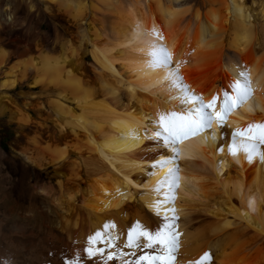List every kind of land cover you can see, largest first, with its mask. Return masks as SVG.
<instances>
[{"label": "bare ground", "instance_id": "bare-ground-1", "mask_svg": "<svg viewBox=\"0 0 264 264\" xmlns=\"http://www.w3.org/2000/svg\"><path fill=\"white\" fill-rule=\"evenodd\" d=\"M35 1L75 40L0 49V114L33 134L4 171L0 264H264V0ZM27 74L53 93L15 95Z\"/></svg>", "mask_w": 264, "mask_h": 264}, {"label": "rangeland", "instance_id": "rangeland-1", "mask_svg": "<svg viewBox=\"0 0 264 264\" xmlns=\"http://www.w3.org/2000/svg\"><path fill=\"white\" fill-rule=\"evenodd\" d=\"M29 1L31 3L33 2L32 4H34V9L32 8L31 10H29V6L27 5ZM254 1L255 0H245L247 7L256 9L257 11L258 8H255V5L256 7L260 8V6H262V0H256V2ZM258 4H260V6H257ZM188 6L193 7L190 8L191 14L194 12L196 7L200 10H202L203 8L200 5V0H188ZM41 8L42 7H39L35 0H0V49L5 51V65L10 66L23 60L27 56V54H23L22 51H24L25 53L31 52L32 54H34L37 48H41L54 54L56 50L59 51L60 45L64 43V45H66L67 47V45H71L75 40V30L65 18L63 11H61L57 7L51 8L50 10ZM4 9L7 11L9 9V13L11 14L10 18L3 14L1 15ZM186 15L188 16L189 13ZM103 18L105 22H107V24L112 23V21L115 19L114 16H111L109 14L104 15ZM187 18L189 19L191 18V16L189 15ZM256 38H258V36ZM256 38L255 42L258 43L259 40ZM65 40L67 41V43H65ZM88 61L89 59L86 60V62ZM27 76L28 80L26 81V85H24L21 89H16L14 91L15 95L16 93H21L25 97H28V95H30L31 98H34L33 100H36L37 97L45 99L46 95L53 93L52 90L50 92L49 90H41L39 84V86H29L31 76L30 74H27ZM15 98L17 99V101L19 100L18 102L21 101L19 98ZM9 114L10 112L8 110L5 113L0 114V209L5 208L15 210L17 209L16 201L12 200L11 198L5 197V188L6 186H9V184L7 183V181H5L3 175L4 171L11 165L13 154L15 153V151L18 148L22 147V143L24 146L26 140L32 139L33 134L29 129H25V131L23 132H18L16 129V122L14 120H11L13 121V123L9 121ZM7 158H9L11 161ZM50 172L51 169H48L43 173L44 175H50ZM2 199L5 201V203ZM30 223L32 226H34L36 224V220H32ZM18 258L20 259V256H18ZM18 258L17 261H20L18 260Z\"/></svg>", "mask_w": 264, "mask_h": 264}, {"label": "snow or ice", "instance_id": "snow-or-ice-1", "mask_svg": "<svg viewBox=\"0 0 264 264\" xmlns=\"http://www.w3.org/2000/svg\"><path fill=\"white\" fill-rule=\"evenodd\" d=\"M153 55H156V53H153ZM157 63L161 66H167L170 63V55L168 54L166 49H163V48L160 49ZM208 106L211 107V104ZM164 130L169 133V138L173 136H176L178 138L179 134L175 131L174 127L165 126ZM157 135H159V133H157ZM159 183L162 184L163 181H160ZM155 242L164 244L165 248L168 250L166 254H169V255L171 253L172 248L175 247V243H176L174 238H172L171 240H168V238L165 237L163 233H159V232L156 235ZM147 246L152 247L153 245L152 243H149ZM207 257H208V254L205 253V258ZM155 259H161V257H156Z\"/></svg>", "mask_w": 264, "mask_h": 264}]
</instances>
